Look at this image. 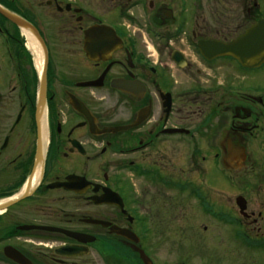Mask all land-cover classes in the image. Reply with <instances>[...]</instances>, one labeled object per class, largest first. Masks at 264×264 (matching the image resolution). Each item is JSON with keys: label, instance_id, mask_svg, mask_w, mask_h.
<instances>
[{"label": "flooded vegetation", "instance_id": "obj_1", "mask_svg": "<svg viewBox=\"0 0 264 264\" xmlns=\"http://www.w3.org/2000/svg\"><path fill=\"white\" fill-rule=\"evenodd\" d=\"M262 5L0 0V264H143L134 246L157 264L167 229L230 225L214 178H258L262 66L199 44H230ZM242 192L239 240L263 248L264 204Z\"/></svg>", "mask_w": 264, "mask_h": 264}, {"label": "rangeland", "instance_id": "obj_2", "mask_svg": "<svg viewBox=\"0 0 264 264\" xmlns=\"http://www.w3.org/2000/svg\"><path fill=\"white\" fill-rule=\"evenodd\" d=\"M262 13L264 18V5H262ZM236 75H233L232 82L236 81L234 79V76L237 79ZM246 81V85L258 87L260 94L264 95V64L253 76H248ZM260 124L263 133H258L253 145L248 149L257 160L254 173L258 178L242 181V175L237 173L238 171H230L226 181L221 178L218 181L217 175L214 178L216 201L221 204L222 200L228 199L230 202V225L199 221L192 227L191 224H187L186 228L167 229L165 241L151 246L150 253L154 254L157 264H264V247L254 249L258 246L256 245L258 242H249V246H246L239 240V227L234 223V218L238 220L240 218L234 200L238 194H244L242 185L248 187V198L252 207L256 205L261 207V204H264V190H259L256 185L257 180H261L260 174L264 175V119ZM181 153L184 156V152ZM259 183L263 184L264 181L261 180ZM205 225L207 228L204 230Z\"/></svg>", "mask_w": 264, "mask_h": 264}, {"label": "water", "instance_id": "obj_3", "mask_svg": "<svg viewBox=\"0 0 264 264\" xmlns=\"http://www.w3.org/2000/svg\"><path fill=\"white\" fill-rule=\"evenodd\" d=\"M199 50L202 57L206 60L211 59L207 54L209 51L214 50L215 55H229L235 58L242 67L248 69L260 67L264 63V20H260L252 25L230 44L200 43ZM235 155L237 157L236 164H239L243 160V149H237ZM109 198L108 193H105L102 197V203H111L108 202ZM235 205L238 208L239 214L244 216L246 208L244 199L241 197L236 198ZM131 237L134 238L133 236ZM134 241L137 242L138 240L134 238ZM134 251L138 253L143 264H151L150 260L139 247L134 246Z\"/></svg>", "mask_w": 264, "mask_h": 264}, {"label": "bare ground", "instance_id": "obj_4", "mask_svg": "<svg viewBox=\"0 0 264 264\" xmlns=\"http://www.w3.org/2000/svg\"><path fill=\"white\" fill-rule=\"evenodd\" d=\"M31 47H34V43L32 44V46H31ZM39 59H40V58H39ZM38 64H39V66H38V67L40 68V65H41V60H39V61H38Z\"/></svg>", "mask_w": 264, "mask_h": 264}]
</instances>
